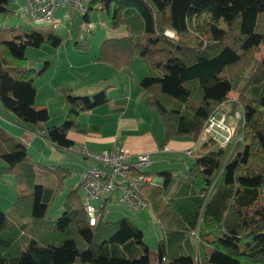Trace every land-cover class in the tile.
I'll use <instances>...</instances> for the list:
<instances>
[{
  "label": "trees",
  "instance_id": "16d2710c",
  "mask_svg": "<svg viewBox=\"0 0 264 264\" xmlns=\"http://www.w3.org/2000/svg\"><path fill=\"white\" fill-rule=\"evenodd\" d=\"M97 1L98 8L112 5V26L127 31L104 38L97 60L120 69L140 57L147 72L139 85L160 115V144L182 136L198 143L185 177L165 169L158 172L161 184L144 186L147 206L165 221L158 264H264V51L256 57L264 43V28L256 30L264 0H92L87 10ZM13 13L8 0H0V21ZM62 40L51 29L9 37L0 24V104L21 123L37 126L56 148L70 150L67 132L77 128L76 116L107 96L102 89L75 95L63 88L66 116L44 126L50 114L35 103L34 81L50 62L39 71L28 67L25 49L44 42L57 47ZM230 91L237 94L232 112L242 109L241 139L220 145L200 138ZM0 159V178L11 174L23 187L10 208L0 210V264L150 263L141 228L129 216L103 220L104 206L90 224L76 188L66 193L61 214L46 219L55 187L36 176L51 170L32 162L25 145L1 128Z\"/></svg>",
  "mask_w": 264,
  "mask_h": 264
},
{
  "label": "rangeland",
  "instance_id": "374dc122",
  "mask_svg": "<svg viewBox=\"0 0 264 264\" xmlns=\"http://www.w3.org/2000/svg\"><path fill=\"white\" fill-rule=\"evenodd\" d=\"M8 2L14 13L0 21L1 27L7 36L12 37L23 34L24 31L29 29H51L63 39L57 47L44 42L40 46H27L25 49L26 65L28 67L39 71L45 66L46 61L50 62L47 68L34 81L36 86L35 103L47 106L50 114L47 121L48 124L60 123L66 116L67 105L64 103L63 88H69L72 94L75 95H89L101 89L105 90L112 84L127 86L128 83L130 85L129 88L139 85L136 76H143L144 73L139 72V67H141L139 65L145 63L140 57L134 59L137 64L132 66L133 61L132 65L126 66L127 68L124 70L132 79L124 76L119 71L120 69L113 68L109 63L97 60L99 45L104 38L127 33L124 25L112 26V5L107 10L98 8L100 2L93 3L92 8L87 13L89 20L94 23V28L91 32L85 33L84 38H80V24L83 21L81 11L68 5H62L55 13V16L60 18L61 22H59L57 27H49L47 23H36L29 14L21 10L23 0H8ZM64 11L67 12L66 16H63ZM261 28H264V11L258 13L256 24L257 31ZM164 32L167 35L174 36L173 31L170 29H165ZM75 41H77V44ZM263 51L264 43L261 45L260 51L256 53V57L262 54ZM129 79L131 80L130 82ZM111 92L113 91L109 93ZM217 110L218 113L216 115L219 117L223 114L226 124L233 126L234 131L229 142L234 144L241 139V135L236 132L239 119L234 115L235 112H232L231 100L221 103ZM236 110H241V105H238L235 108ZM4 126L9 128L6 124ZM30 126L33 128L32 132L39 137L42 136V131L37 126ZM215 146H212V148H216ZM196 154V151L189 156L184 154L179 160L174 159L173 163L167 168H172L179 176L185 177L187 167L191 165ZM27 156L32 162L47 165L51 170L46 173L41 170L38 171L36 181L55 187L54 198L46 214V219L54 220L63 211L66 193L76 186V180L78 181L81 177L85 161L82 157L68 150L58 149L47 141L41 142L39 140L34 141L27 148ZM75 159H80L81 161L76 160V164ZM65 167L71 168V173L67 174L66 170H64ZM45 174L48 176H45ZM13 178L11 174H6L3 177V182H0V195L5 196L7 199L15 195L13 193L14 189L11 188L14 185ZM58 183L60 187L57 188L55 185ZM75 188L77 193L83 197L84 194L81 189ZM124 216H129L141 228L144 242L149 249V264H158V242L159 239L164 238V217L158 216L152 211L150 206H146L142 211H134L116 200L105 203L102 211L103 220H117Z\"/></svg>",
  "mask_w": 264,
  "mask_h": 264
},
{
  "label": "crops",
  "instance_id": "0c3cea01",
  "mask_svg": "<svg viewBox=\"0 0 264 264\" xmlns=\"http://www.w3.org/2000/svg\"><path fill=\"white\" fill-rule=\"evenodd\" d=\"M66 15L67 12L64 11L63 16ZM134 64L137 63L134 61L132 66H134ZM102 66L106 67L105 65ZM139 66H141L139 67V72L145 74L147 72L145 63ZM126 68L127 67L120 68L119 71L122 72L124 76L132 79L129 74L125 73L124 70ZM136 77L139 82L141 76ZM130 79L129 82L131 81ZM119 85L120 84H112L105 88L107 96L105 103L90 110L80 112L75 118L77 128L68 130L67 136L73 141L74 149L84 147L90 153H99L106 149H118L120 147L128 150L132 154L147 152L150 155V164L147 168V172L152 178V184L159 185L162 183V176L158 172L170 169L167 167L173 163L174 159L179 160L184 154L187 156L192 155L194 149L198 146L197 140L191 136H182L171 138L165 144L161 145L163 127L160 115L157 111H154V108L146 104L140 85H136V87L134 86L133 88H129L130 85L128 83L127 86L121 85V87ZM110 91L113 92L109 93ZM236 97V91H232L229 100ZM47 121L44 123V126H50ZM4 124L8 125L9 128H6ZM0 128L3 129L6 134L22 142L26 147V151L34 141H47L43 136L39 137L32 132L33 128L30 125L21 123L12 112L6 110L1 104ZM68 151L84 159L85 165L82 167V171L87 167L97 164V161L89 155H85L73 149ZM76 160L78 161L80 159H75L77 164ZM1 163L2 160L0 159V164ZM65 168L71 173V168ZM3 177L4 176L0 178V182H3ZM80 178L78 181L76 180L75 186L79 189ZM13 186L11 188L14 189L13 193L17 196L18 190L23 187L17 185L15 180ZM171 190H173V187ZM15 195L9 199L0 195V210H8L16 198ZM168 195L169 193H167V196Z\"/></svg>",
  "mask_w": 264,
  "mask_h": 264
},
{
  "label": "built area",
  "instance_id": "2783aa9c",
  "mask_svg": "<svg viewBox=\"0 0 264 264\" xmlns=\"http://www.w3.org/2000/svg\"><path fill=\"white\" fill-rule=\"evenodd\" d=\"M91 0H23L21 10L29 14L36 23L48 24L57 27L60 18L55 16L57 9L62 5L71 6L84 15ZM94 23L89 18H83L80 24V38L91 32ZM172 36V35H169ZM217 108L210 114L204 123L199 137H213L220 145L231 140L234 128L226 124L224 115L219 117ZM234 115L239 119L242 109L236 110ZM76 150L93 157L97 164L85 168L81 173L79 187L83 192V206L90 224H95L100 215V209L107 201L116 200L118 203L134 211L144 209L149 199L144 191L147 183H152L150 174L145 170L150 164V155L147 152L136 154L120 147L106 149L99 153H90L84 147ZM96 201V203H94Z\"/></svg>",
  "mask_w": 264,
  "mask_h": 264
}]
</instances>
